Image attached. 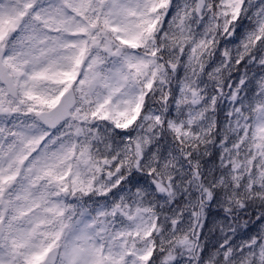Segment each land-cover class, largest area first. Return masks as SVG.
<instances>
[{
  "label": "clouds",
  "instance_id": "1",
  "mask_svg": "<svg viewBox=\"0 0 264 264\" xmlns=\"http://www.w3.org/2000/svg\"><path fill=\"white\" fill-rule=\"evenodd\" d=\"M0 264H264V0H0Z\"/></svg>",
  "mask_w": 264,
  "mask_h": 264
}]
</instances>
